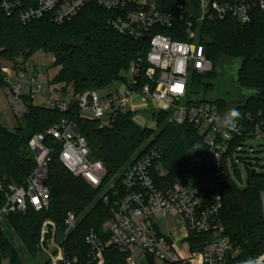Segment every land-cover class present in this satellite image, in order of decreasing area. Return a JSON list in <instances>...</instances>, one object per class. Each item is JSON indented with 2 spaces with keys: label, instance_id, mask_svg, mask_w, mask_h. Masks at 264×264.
I'll use <instances>...</instances> for the list:
<instances>
[{
  "label": "trees",
  "instance_id": "trees-1",
  "mask_svg": "<svg viewBox=\"0 0 264 264\" xmlns=\"http://www.w3.org/2000/svg\"><path fill=\"white\" fill-rule=\"evenodd\" d=\"M183 4L185 17L193 19L197 11L196 0H160V9L172 10ZM21 8L7 14L0 2V56L25 62L40 51L51 52L55 65L61 68L52 81L63 85L67 93L69 86L73 96L70 107L60 112L49 106H36L28 99V113L17 121L13 130L0 122V208L5 204V191L12 186H24L36 168L29 143L38 133L58 124L62 119L75 121L80 133L86 138L91 154L104 164L107 175L104 184L116 181V189L122 192V181L128 168L150 149L157 147L161 159L152 168V178L157 188L167 192L176 185V179L188 172V152L197 147L208 161L206 136L189 124L179 125L172 118V111L156 113L157 130L141 128L132 121V115H119L111 128H100L96 121L80 119L78 99L89 91H102L114 82H121V73L135 61L142 60L140 84L145 83L148 69L147 55L150 39L157 33L185 41L182 34L184 23L178 21L173 29H155L145 39L136 41L116 31L110 21L116 13L88 4L74 19L62 25L52 16L23 23ZM200 40L206 46L208 58L213 64L210 74H192L189 79V97L196 102H213L226 115L231 100L207 99L212 94L213 82L221 67L240 61L235 84L247 92L238 97L236 109L241 112L237 121L250 138L256 123L264 120V11L254 10L252 22L241 26L233 17L200 24ZM67 101V100H66ZM243 140L242 138L240 141ZM56 150L49 163L47 186L50 190V206L47 211L29 209L25 214L7 216L0 225V264H26L34 262L41 254L39 242L43 223L51 220L56 225V241L61 243L65 254L78 264H86L89 248L85 243L87 234L94 230L103 239L109 237L104 226L112 219V205L100 199L101 188L94 189L81 179L74 177L61 163L60 146L48 139ZM239 171L224 178L221 185V221L225 235L229 237L232 252L228 264H245L264 256V214L261 194L264 192V171L247 169L246 186L242 189ZM103 188V186H102ZM72 213L77 218L73 231L65 238L66 220ZM7 228V231L3 228ZM12 239L21 244L23 257ZM212 235L191 234L188 238L190 252L201 253L211 242ZM238 252L237 254H235ZM129 254L111 246L105 252V264H126ZM147 264H155L146 256ZM43 264H48L44 262ZM168 264V263H167ZM189 264V263H188ZM264 264V262H263Z\"/></svg>",
  "mask_w": 264,
  "mask_h": 264
},
{
  "label": "built area",
  "instance_id": "built-area-1",
  "mask_svg": "<svg viewBox=\"0 0 264 264\" xmlns=\"http://www.w3.org/2000/svg\"><path fill=\"white\" fill-rule=\"evenodd\" d=\"M7 14L21 8L23 23L52 16L53 21L62 25L74 19L90 3H96L116 13L110 23L122 35L136 41L143 40L155 29H173L178 21L184 23L182 34L185 41L157 33L150 39L147 55L148 69L145 83L140 84L142 60L135 61L121 73V88L101 95L100 91H89L78 99L80 119L96 121L100 128H111L119 115L136 113V101L155 103L159 111H172V118L179 125L189 124L206 136L208 158L200 150L192 148L187 155L188 171L197 174V185L191 191L174 186L162 192L152 178V168L162 157L157 147L150 148L144 156L135 161L126 171L122 181V192L116 189V181L104 184L107 171L101 160L95 159L85 137L80 133L74 120L62 119L46 133H38L29 143L34 155L36 168L24 186H10L5 191V204L0 208V225L10 214H25L29 209L44 212L50 206V190L47 186L48 168L51 156L56 150L47 143L53 140L60 146L59 158L62 165L76 178L85 180L94 189L101 188L100 199L112 205V219L104 226L109 235L103 239L91 230L85 243L89 248L86 264H105V252L117 247L129 254L126 264H139L135 252L139 251L146 260L152 257L168 264H228L232 245L225 235L220 218L222 210L221 185L224 178L239 171L238 162H244L247 169L261 172L258 165H252L244 158L250 150V142L264 136V120L256 123L245 138V130L239 122L234 129L221 127L225 114L218 104L200 103L189 97V79L192 74L206 75L213 71V64L207 56L206 46L200 40V24L225 20L233 17L241 26L252 22L254 10L264 11V0H196L197 11L193 19L183 14V4H177L170 11L160 9V0H0ZM38 75L28 76L19 68L14 78L7 81L9 102L13 114L22 118L28 113V99L37 95L47 100L49 107L66 112L70 102L46 98L43 87L37 84ZM156 121V117H153ZM133 120V118H132ZM134 121V120H133ZM144 128V127H141ZM157 130V122L154 128ZM243 139L240 141V139ZM103 186V188H102ZM0 182V192H3ZM264 214V192L261 194ZM173 218L176 231L164 234L161 225ZM77 224V218L69 213L66 220V238ZM181 230V236L178 235ZM191 234L212 235L211 242L201 253L185 256L177 246L181 237L190 250L188 238ZM39 249L48 264H78L68 258L61 243L56 241V225L51 220L43 223ZM236 252L235 254H237ZM263 264L264 256L254 261ZM8 264V262H6ZM1 264H4L2 262Z\"/></svg>",
  "mask_w": 264,
  "mask_h": 264
},
{
  "label": "rangeland",
  "instance_id": "rangeland-1",
  "mask_svg": "<svg viewBox=\"0 0 264 264\" xmlns=\"http://www.w3.org/2000/svg\"><path fill=\"white\" fill-rule=\"evenodd\" d=\"M18 64H15L12 60L0 56V122L9 130H13L14 125L17 126V121L21 118H17L11 109L8 96V84L14 78V70L16 68L24 70L28 76L37 73L38 80L37 84L43 87V92L46 98L52 100H69L73 96V89L71 86L68 87L67 93L64 95L62 92L63 85L53 84L52 81L59 74L61 68L55 65V58L53 53L40 51L37 54L30 57L28 60L23 62L22 60H17ZM240 66V61H235L231 65H226L220 68L218 78L213 82L212 94H208L207 99H221L226 98L231 100L229 109L236 108L238 105V97L241 94H246L247 92L241 91L237 88L235 84V79L237 77V71ZM121 88L119 82H114L111 86L105 90L100 91L101 95L113 92L115 88ZM139 97H136V113L132 116L133 120L140 127L144 128H154L156 121L152 116V111L157 110L155 103H143L138 101ZM34 104L36 106H49L46 99L42 96L37 95L34 98ZM250 147L253 149V153L250 150L247 151L248 154H244V158L247 159L252 165H258L262 171H264V136L256 137L250 142ZM238 167L242 172L244 183L238 182L242 189L246 186L247 180V165L244 162H238ZM197 185V174L195 171H188L185 175L179 176L176 179V186L183 190L191 191L195 189ZM15 186V185H12ZM3 224V222H2ZM161 231L164 234L169 232L175 233V223L173 218H169L167 223L162 224ZM3 228L7 231V228L3 225ZM13 244L19 249L22 257L23 251L21 250V244L18 240L12 239ZM143 257V256H142ZM139 259V264H142L141 257ZM46 261V257L40 254L38 259L34 262H29L25 259L26 264H43ZM4 264H7L4 262ZM144 264V263H143ZM155 264H166L164 262L155 260Z\"/></svg>",
  "mask_w": 264,
  "mask_h": 264
},
{
  "label": "clouds",
  "instance_id": "clouds-1",
  "mask_svg": "<svg viewBox=\"0 0 264 264\" xmlns=\"http://www.w3.org/2000/svg\"><path fill=\"white\" fill-rule=\"evenodd\" d=\"M241 117V112L236 109L232 108L228 111V113L224 116L223 120L220 121L221 127L227 128V129H234L236 127V122ZM245 264H254V262L249 259L248 261H245ZM256 264H259V262H256Z\"/></svg>",
  "mask_w": 264,
  "mask_h": 264
},
{
  "label": "crops",
  "instance_id": "crops-1",
  "mask_svg": "<svg viewBox=\"0 0 264 264\" xmlns=\"http://www.w3.org/2000/svg\"><path fill=\"white\" fill-rule=\"evenodd\" d=\"M119 85H121V84H119ZM116 89H119L118 87L117 88H115V90ZM114 90V91H115ZM113 91V92H114ZM111 93V92H110ZM135 99V101L137 102V100H136V98H134ZM139 100V99H138ZM146 104V103H145ZM133 121V120H132ZM135 124H136V122L135 121H133ZM16 127V125H14V128ZM176 230V229H175ZM168 234H171V232H169ZM173 234V233H172ZM178 235L179 236H181V230L179 231V233H178ZM177 246L179 247V248H182V253L185 255V256H188L191 252H190V250H189V247L187 246V245H184L183 244V242H182V240H181V237H178V239H177ZM42 254V253H41ZM135 254H136V256H140L141 258H144V257H142L141 256V253L139 252V251H136L135 252ZM155 261V260H154ZM147 264V261L146 260H144V259H142V264Z\"/></svg>",
  "mask_w": 264,
  "mask_h": 264
},
{
  "label": "water",
  "instance_id": "water-1",
  "mask_svg": "<svg viewBox=\"0 0 264 264\" xmlns=\"http://www.w3.org/2000/svg\"><path fill=\"white\" fill-rule=\"evenodd\" d=\"M152 116H153V117H156V113L153 112V113H152ZM253 172L255 173L256 171H253Z\"/></svg>",
  "mask_w": 264,
  "mask_h": 264
}]
</instances>
